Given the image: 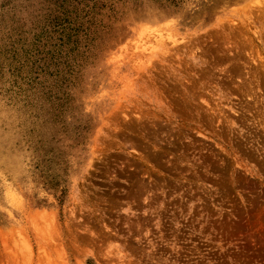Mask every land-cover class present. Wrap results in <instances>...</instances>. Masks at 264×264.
<instances>
[{"label": "rangeland", "instance_id": "1", "mask_svg": "<svg viewBox=\"0 0 264 264\" xmlns=\"http://www.w3.org/2000/svg\"><path fill=\"white\" fill-rule=\"evenodd\" d=\"M0 264H264V0H0Z\"/></svg>", "mask_w": 264, "mask_h": 264}]
</instances>
